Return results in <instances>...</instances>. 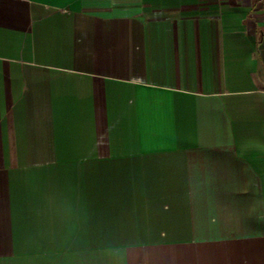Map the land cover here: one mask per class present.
<instances>
[{"label":"crops","instance_id":"1","mask_svg":"<svg viewBox=\"0 0 264 264\" xmlns=\"http://www.w3.org/2000/svg\"><path fill=\"white\" fill-rule=\"evenodd\" d=\"M0 264H264V0H0Z\"/></svg>","mask_w":264,"mask_h":264},{"label":"rangeland","instance_id":"2","mask_svg":"<svg viewBox=\"0 0 264 264\" xmlns=\"http://www.w3.org/2000/svg\"><path fill=\"white\" fill-rule=\"evenodd\" d=\"M114 224V223H112ZM124 224V225H123ZM115 223L114 227H107V231L109 235H128V234H135L136 232L132 233L133 230L135 229V226H137L138 223L131 224V223ZM110 225V224H109ZM155 230V229H154ZM97 234L99 233V229L96 232ZM155 234H162V226L157 228L154 232ZM95 234L92 232V235Z\"/></svg>","mask_w":264,"mask_h":264}]
</instances>
